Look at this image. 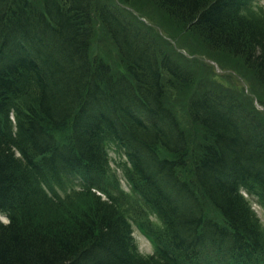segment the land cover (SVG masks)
<instances>
[{
    "label": "trees",
    "instance_id": "trees-1",
    "mask_svg": "<svg viewBox=\"0 0 264 264\" xmlns=\"http://www.w3.org/2000/svg\"><path fill=\"white\" fill-rule=\"evenodd\" d=\"M131 1L0 0V215L9 221H0V264H264V230L242 196L264 208V119L218 88L190 96L193 73L132 21L122 7ZM149 1L210 52L239 58L264 89V13L253 16L254 0ZM96 25L123 73L92 52ZM169 93L190 96L180 118ZM110 145L146 204L134 220L153 236L154 256L135 254ZM176 162L194 178L153 176V166ZM73 177L81 190H67ZM92 185L116 197L105 202ZM174 228L188 243L170 244Z\"/></svg>",
    "mask_w": 264,
    "mask_h": 264
},
{
    "label": "rangeland",
    "instance_id": "rangeland-1",
    "mask_svg": "<svg viewBox=\"0 0 264 264\" xmlns=\"http://www.w3.org/2000/svg\"><path fill=\"white\" fill-rule=\"evenodd\" d=\"M131 2L134 5L133 9L130 8L131 10L129 11L134 15L132 17L135 20L136 17L142 19V24L148 25L149 29L153 32L156 31L157 36L155 37L157 43L163 44L170 52V55L173 57L176 56L180 62L184 61L185 63L183 64L189 69L191 68L192 70H190L193 73L195 72L196 84L193 91L206 85L224 87L227 90L235 92L239 96H248L250 99L247 101L251 103L254 108L262 111L258 106L261 105L264 108V89L256 86L252 75H249L239 58L236 59L220 52L215 54L210 52L197 38L191 37L190 34L184 32L182 28H179L170 18H167L164 12H162L154 2L149 0H134ZM259 4L263 5L264 0H259ZM99 33L101 38L98 42H95L92 47V52L96 55H99L101 52H107L105 54V59L109 63L113 73L123 72L118 61L116 50L108 43L109 38H107L100 29ZM52 61L55 63L60 62L55 57ZM168 95L169 101L175 105L179 104V108L184 104L185 100L179 99L178 94L169 93ZM256 97L258 100H255ZM172 110H175V108ZM180 113L177 112L179 118ZM185 126L188 127L186 122L184 124V127ZM110 157L113 159L112 153H110ZM116 161L118 162V160ZM114 163L112 162L113 168L111 170L115 172L121 181L123 189L126 190L127 188L124 184L122 173L120 170L116 169ZM78 205V207H82L81 204ZM251 205L254 209V211L252 210L253 216L260 223L261 229L264 230V211L257 206L256 202L251 201ZM123 210L122 208L121 213ZM133 236H135V241L141 254L146 255L152 252L151 246L147 240L143 239L136 232Z\"/></svg>",
    "mask_w": 264,
    "mask_h": 264
},
{
    "label": "bare ground",
    "instance_id": "bare-ground-1",
    "mask_svg": "<svg viewBox=\"0 0 264 264\" xmlns=\"http://www.w3.org/2000/svg\"><path fill=\"white\" fill-rule=\"evenodd\" d=\"M134 41H135V43H140V39L139 38H137V39H134ZM143 42V41H142ZM127 44H129V43H127ZM152 61V59H151V57H150V59H149V63ZM153 66H154V64H153ZM89 70L87 71V75L89 74ZM124 91L127 93V97H126V99L128 100V98H130V92L129 91H127L126 90V88H124ZM157 92V91H156ZM121 104H123V101H121L120 102ZM124 113V116L128 119V121H132L133 122V120H134V114L135 113H133V112H131V110L129 109V111L128 112H123ZM133 113V114H132ZM141 122H145L144 121V119H142L141 118ZM138 125V127H142V125H139V124H137ZM130 129H131V131L133 132V129L130 127ZM154 130H155V127H149V129L148 130H146V133H149V134H152L153 132H154ZM227 142V141H226ZM22 143V141L20 140V144ZM16 148L14 147V146H12L11 147V149H10V151L12 152V153H15L16 152ZM143 157L144 156H146V155H142ZM153 168H155V169H157L155 172H154V174H153V176L155 175V176H162L163 178V180H165V178L166 179H168L171 183H173V184H175V185H177L178 183V181H179V179H181V178H187V177H189V178H194V176L193 175H191L189 172H188V166H186V165H184V163H181V162H176V163H171V164H168V165H165L164 167H155V166H153ZM27 174H28V172H27ZM235 174H237V176H239V177H245L246 176V173L245 172H243V173H235ZM185 178V179H186ZM169 181L168 182H166V185L169 187ZM168 191V189L165 191H163V195H165L166 194V192ZM140 210H141V207L138 205V203H134L133 204V206H132V214H139L140 213ZM171 217H173V216H171ZM5 225H8L9 224V221H7V222H5L4 223ZM179 232H180V234H181V238H179ZM174 234L176 235V237H177V239L179 240H177L176 238H173V240H170V244L171 245H177V244H179V243H188L187 241L189 240V237H188V235L187 234H185V232L183 231V230H180V229H178V230H176L175 228H174ZM169 252V251H168ZM135 254H137V256L138 257H140L139 256V252H137V251H135ZM97 255V254H96ZM92 256V255H91ZM169 264H171V263H169Z\"/></svg>",
    "mask_w": 264,
    "mask_h": 264
}]
</instances>
